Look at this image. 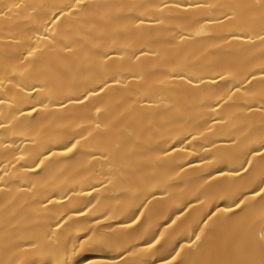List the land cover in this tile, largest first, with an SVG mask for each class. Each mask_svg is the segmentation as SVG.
<instances>
[{
    "label": "bare ground",
    "instance_id": "obj_1",
    "mask_svg": "<svg viewBox=\"0 0 264 264\" xmlns=\"http://www.w3.org/2000/svg\"><path fill=\"white\" fill-rule=\"evenodd\" d=\"M169 261L264 264V0H0V264Z\"/></svg>",
    "mask_w": 264,
    "mask_h": 264
},
{
    "label": "snow or ice",
    "instance_id": "obj_2",
    "mask_svg": "<svg viewBox=\"0 0 264 264\" xmlns=\"http://www.w3.org/2000/svg\"><path fill=\"white\" fill-rule=\"evenodd\" d=\"M70 150H71V149H69V151H70ZM157 243H159V241H157ZM173 259H175V257H173ZM168 264H171V261H169Z\"/></svg>",
    "mask_w": 264,
    "mask_h": 264
}]
</instances>
